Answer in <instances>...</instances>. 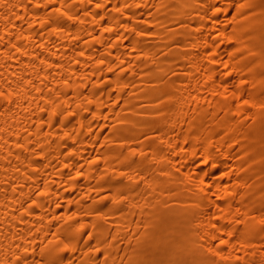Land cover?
<instances>
[{
	"label": "bare ground",
	"instance_id": "bare-ground-1",
	"mask_svg": "<svg viewBox=\"0 0 264 264\" xmlns=\"http://www.w3.org/2000/svg\"><path fill=\"white\" fill-rule=\"evenodd\" d=\"M0 264H264V0H0Z\"/></svg>",
	"mask_w": 264,
	"mask_h": 264
}]
</instances>
